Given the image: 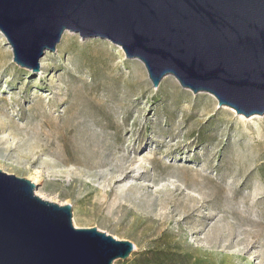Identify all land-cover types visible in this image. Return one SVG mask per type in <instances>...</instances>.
<instances>
[{"label":"rangeland","instance_id":"1","mask_svg":"<svg viewBox=\"0 0 264 264\" xmlns=\"http://www.w3.org/2000/svg\"><path fill=\"white\" fill-rule=\"evenodd\" d=\"M0 171L132 243L114 264H264V115L153 88L108 41L65 32L33 73L0 34Z\"/></svg>","mask_w":264,"mask_h":264},{"label":"water","instance_id":"2","mask_svg":"<svg viewBox=\"0 0 264 264\" xmlns=\"http://www.w3.org/2000/svg\"><path fill=\"white\" fill-rule=\"evenodd\" d=\"M65 32L118 46L153 88L171 76L237 115H264V0H0V34L20 68L38 72ZM35 188L0 171V264H114L134 251L73 227L71 206Z\"/></svg>","mask_w":264,"mask_h":264},{"label":"bare ground","instance_id":"3","mask_svg":"<svg viewBox=\"0 0 264 264\" xmlns=\"http://www.w3.org/2000/svg\"><path fill=\"white\" fill-rule=\"evenodd\" d=\"M137 174V173H136ZM35 183V181H33Z\"/></svg>","mask_w":264,"mask_h":264}]
</instances>
